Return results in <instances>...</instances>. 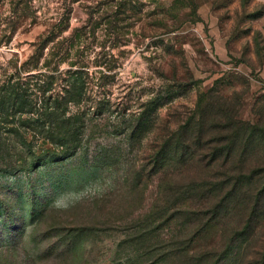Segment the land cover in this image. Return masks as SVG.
I'll use <instances>...</instances> for the list:
<instances>
[{
  "label": "rangeland",
  "instance_id": "374dc122",
  "mask_svg": "<svg viewBox=\"0 0 264 264\" xmlns=\"http://www.w3.org/2000/svg\"><path fill=\"white\" fill-rule=\"evenodd\" d=\"M15 72H41L53 96H78L62 113L80 147L54 161V147L25 136L26 160L40 166L0 172V264H154L191 228H167L172 200L154 174L152 145L175 137L210 90L264 131V0H0V79ZM152 98L162 103L154 115ZM261 141L246 168L264 167ZM218 172L194 165L182 182ZM262 203L249 234L242 209L194 238L206 264L261 263Z\"/></svg>",
  "mask_w": 264,
  "mask_h": 264
},
{
  "label": "trees",
  "instance_id": "16d2710c",
  "mask_svg": "<svg viewBox=\"0 0 264 264\" xmlns=\"http://www.w3.org/2000/svg\"><path fill=\"white\" fill-rule=\"evenodd\" d=\"M33 60L31 57L23 66H29ZM35 66L36 64L31 65L30 69ZM1 76L0 172L10 174L40 166L36 163L38 159L32 163L27 162L26 158L32 157V151L25 136H30L32 140L38 138L54 147L57 154L50 158L54 161L58 160L59 154L61 157L76 154L80 147L78 139H75L78 134L73 132L72 122L65 117L62 109L68 103L75 102L78 96L68 91L63 96H53L50 89L40 84L43 77L41 72L28 73L25 76H21L19 72L12 75L4 73ZM47 86L51 88L50 84ZM47 92L49 94L46 96ZM213 95V90L200 94L195 109L188 111L186 115L187 121L176 129V136L164 141L159 138L152 145L150 158L154 174L160 173L157 180L161 181L164 192H168L169 200H172L167 203L165 211L160 209L166 214L167 228H191L189 232L185 229V234L188 235L180 244L175 245L176 242H173L167 245V252H163L154 264H167L170 261L179 264H206L209 261L208 253L196 251L192 247L194 238L207 229L212 230L233 212H240L242 209H248L249 234L254 228L253 220L258 218L263 207L264 167L246 168L245 162L247 154L249 162L256 150L260 149L263 143L261 140L264 141V131L237 119V113L224 97ZM214 98L217 101L216 107L209 104ZM205 102L208 104L205 105ZM149 104L152 115L162 105L153 98ZM141 108L135 117L137 127L146 115L144 105ZM17 116L30 118L25 121L19 119L18 123L11 125L9 119ZM79 125L82 128V123ZM216 131L224 135L216 137ZM12 157L18 159L4 163ZM194 165H198L208 175L215 169L217 172L221 169V172L207 175L206 181H200L201 178L198 177L183 183V173ZM259 175V179H256ZM165 178L166 181H163ZM247 194L248 205L245 206ZM150 234L158 245L161 242L160 236L153 235L152 231ZM240 236H244L243 231ZM228 251L227 245L223 252L224 262ZM261 255L260 264H264V253Z\"/></svg>",
  "mask_w": 264,
  "mask_h": 264
}]
</instances>
